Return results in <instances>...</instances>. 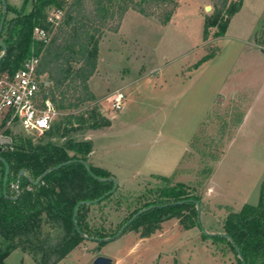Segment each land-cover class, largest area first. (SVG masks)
<instances>
[{
  "label": "rangeland",
  "instance_id": "obj_1",
  "mask_svg": "<svg viewBox=\"0 0 264 264\" xmlns=\"http://www.w3.org/2000/svg\"><path fill=\"white\" fill-rule=\"evenodd\" d=\"M175 1L164 24L129 9L116 31H105L89 78L93 99L57 111L52 123L69 112L85 118L95 107L109 126L85 130L87 122L72 120V137L91 140L92 163L112 173L124 193L154 184L152 174L196 187L204 205L199 225L182 229L170 218L145 238L128 230L102 245L86 240L57 264H94L96 256L112 264H235L203 235L221 230L225 207L256 204L264 183V57L246 43L264 31V0H242L221 35L210 22V0ZM115 91L125 95L118 110L107 101ZM104 210L112 227L124 217ZM5 262L36 264L17 249Z\"/></svg>",
  "mask_w": 264,
  "mask_h": 264
},
{
  "label": "trees",
  "instance_id": "obj_2",
  "mask_svg": "<svg viewBox=\"0 0 264 264\" xmlns=\"http://www.w3.org/2000/svg\"><path fill=\"white\" fill-rule=\"evenodd\" d=\"M210 1V22L221 35L242 0ZM5 4L0 38L6 54L0 60V73L13 72L27 58L37 56L41 95L57 111H71L93 99L89 78L97 66L99 41L105 31L118 29L126 11L154 15L164 24L177 6L175 0H22L19 7ZM2 8L0 0V21ZM55 10L62 15L51 21ZM34 27L50 35L46 43L35 38ZM86 113L80 119L69 112L39 136L20 134L13 126L5 131L10 142L0 148V264H6L5 259L16 249L29 254L36 264H57L86 240L104 244L107 241L96 239L113 237L126 223L122 233L131 230L141 238L170 218H177L182 229L199 225L196 201L200 212L204 205L192 185L152 174L157 180L154 184L147 181L143 190L124 193L118 185L113 189V181L97 179L113 175L92 163L90 139L72 137L78 130L72 120L87 122L85 130L107 127L110 121L95 107ZM19 170L25 175L18 177ZM106 207L124 213L117 226H111ZM225 208L221 230L203 238L208 237L222 255L231 252L235 264H264V183L256 204Z\"/></svg>",
  "mask_w": 264,
  "mask_h": 264
},
{
  "label": "built area",
  "instance_id": "obj_3",
  "mask_svg": "<svg viewBox=\"0 0 264 264\" xmlns=\"http://www.w3.org/2000/svg\"><path fill=\"white\" fill-rule=\"evenodd\" d=\"M61 11L51 13L52 20L60 18ZM36 39L46 43L50 35L41 27H34ZM37 56L27 58L22 66L13 72L0 73V137H7L5 131L19 125L27 133L39 136L51 126L57 110L49 98H43L36 75ZM124 93L115 91L107 101L110 108L118 110L123 105ZM3 143H0V148Z\"/></svg>",
  "mask_w": 264,
  "mask_h": 264
},
{
  "label": "water",
  "instance_id": "obj_4",
  "mask_svg": "<svg viewBox=\"0 0 264 264\" xmlns=\"http://www.w3.org/2000/svg\"><path fill=\"white\" fill-rule=\"evenodd\" d=\"M2 2H3V8H2V18H1V21H0V31H1V28H2L3 20H4V17H5V13H6V4H5V1L2 0ZM206 9L207 10L210 9V6H206ZM0 46L2 47V52L0 54V60H1L4 57V55L6 54V47L2 43L1 38H0ZM9 142H10V139L9 138H7V137H0V143H3L4 144V143H9ZM85 166H86L87 170L91 173L88 164L85 163ZM7 172H8V166L6 165L4 180L6 179ZM24 175H25L24 171L23 170H19L18 177L24 176ZM96 178L99 179V180H111V181H113V184H114L113 185V189H115L117 187V182H116V179L114 177H109L107 179H103V178H99V177H96ZM38 180H40V178H38ZM14 186L17 188V183H15ZM84 202L85 201H82L81 203H84ZM145 209L146 208L141 209L137 214L143 212ZM196 210H197V222H200V206H199V202L198 201H196ZM137 214L133 215L131 217L130 221L133 220L136 217ZM126 225H127V223L113 237H110V238H102V239L100 238V239H96V240H99V241H108V240H111L114 237L119 236L122 233V231H123V229H124V227ZM223 235L225 237H227L226 234H223ZM230 241L232 242L231 239H230ZM235 248L238 251V249H237L236 246H235ZM93 263L94 264H112V260L109 257L96 256L95 259L93 260ZM243 264H245V263H243Z\"/></svg>",
  "mask_w": 264,
  "mask_h": 264
},
{
  "label": "crops",
  "instance_id": "obj_5",
  "mask_svg": "<svg viewBox=\"0 0 264 264\" xmlns=\"http://www.w3.org/2000/svg\"><path fill=\"white\" fill-rule=\"evenodd\" d=\"M257 38H260L257 42L256 41H254V42H248V41H246V43L247 44H249L250 46H256L257 47V49H258V53L257 54H260V55H258L259 57H264V51H262V49L260 48V46H258V44H260V45H262V47L264 48V31L263 32H259V34H258V36H257ZM257 38H255V39H257ZM229 94V93H228ZM224 95L223 97H222V99L224 98H227V97H229V95ZM231 97V96H230ZM232 99V98H231ZM249 104H245L244 105V107H243V109H242V114H243V116H244V118L247 116V112H248V106Z\"/></svg>",
  "mask_w": 264,
  "mask_h": 264
}]
</instances>
